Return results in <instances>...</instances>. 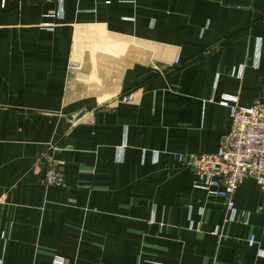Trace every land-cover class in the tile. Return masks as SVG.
<instances>
[{"label":"crops","instance_id":"crops-1","mask_svg":"<svg viewBox=\"0 0 264 264\" xmlns=\"http://www.w3.org/2000/svg\"><path fill=\"white\" fill-rule=\"evenodd\" d=\"M227 98L264 103V0H0V264H264L254 179L229 210L176 161Z\"/></svg>","mask_w":264,"mask_h":264},{"label":"built area","instance_id":"built-area-1","mask_svg":"<svg viewBox=\"0 0 264 264\" xmlns=\"http://www.w3.org/2000/svg\"><path fill=\"white\" fill-rule=\"evenodd\" d=\"M178 58H174L177 63ZM132 93L120 100L127 103ZM231 118L230 130L221 136L214 153L177 155L176 161L190 169L195 177L194 185L210 195L223 199L229 210L234 205L236 190L246 178L254 179L264 192V103L256 102L248 107L235 104L227 98ZM41 178L46 185H62V174L56 163L49 162ZM250 235L247 244L254 243Z\"/></svg>","mask_w":264,"mask_h":264},{"label":"water","instance_id":"water-1","mask_svg":"<svg viewBox=\"0 0 264 264\" xmlns=\"http://www.w3.org/2000/svg\"><path fill=\"white\" fill-rule=\"evenodd\" d=\"M83 116V114H79V115H76L75 117H73L74 120H77L79 118H81Z\"/></svg>","mask_w":264,"mask_h":264}]
</instances>
